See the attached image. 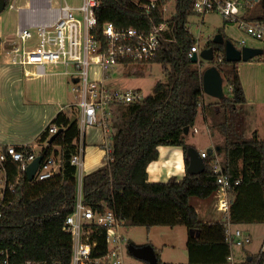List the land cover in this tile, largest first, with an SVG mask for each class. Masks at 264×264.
<instances>
[{"label": "trees", "instance_id": "16d2710c", "mask_svg": "<svg viewBox=\"0 0 264 264\" xmlns=\"http://www.w3.org/2000/svg\"><path fill=\"white\" fill-rule=\"evenodd\" d=\"M11 0H6L7 7ZM254 3V0H251ZM262 13L252 18L264 22V0H257ZM96 9L102 36L103 25L113 22L117 27H136L150 32L167 22L162 48L149 63L162 65L165 80L156 83L153 93L137 103L116 106L112 124V160L86 173L79 183L78 169L71 159L78 151L81 138L79 111H60L50 126L38 138L44 157L59 158L60 171L46 180H29L19 174L18 165L9 163L10 178L15 191L7 198L0 217V251L8 250L12 262H61L69 264L73 255V237L65 227L66 218L76 209L79 195L93 210H113L124 225L141 226L147 230L156 226H186L198 231L187 241L189 260L179 264H227L232 249L227 241L224 222L205 223L200 220L191 198L207 199L219 188L215 155L204 158L205 170L200 174L188 171L183 177L172 176L167 181L149 180L147 168L159 158V146H180L188 168L191 145L186 143L185 129L192 128L199 109L207 107L219 120V131L225 137L224 146L217 149L223 172L233 182L230 220L235 224L264 223V138L258 132L246 136L244 128L247 96L240 78L238 64L225 58V44L210 40L206 47H214L215 64L231 88L228 95L203 104L202 63L190 57L197 43L189 29L194 15V0H175V13L167 20L162 9L168 0L146 12L140 0H100ZM251 9V8H250ZM230 40L222 29L218 31ZM224 57V62L218 59ZM261 61L264 62V49ZM59 133L50 143V127ZM55 147L59 149L55 150ZM32 150V148H30ZM88 227V226H87ZM89 240L95 243L93 256L108 252L107 229L89 225ZM158 264L161 260L156 249ZM2 258V257H0ZM143 264H148L143 261ZM244 264H264V251L252 256Z\"/></svg>", "mask_w": 264, "mask_h": 264}, {"label": "built area", "instance_id": "2783aa9c", "mask_svg": "<svg viewBox=\"0 0 264 264\" xmlns=\"http://www.w3.org/2000/svg\"><path fill=\"white\" fill-rule=\"evenodd\" d=\"M162 0H140V7L149 12ZM170 1V0H168ZM49 9L56 13L53 23H40L34 26H21L20 36L23 39H32L37 36L40 45L37 48L24 50L19 54L17 63L23 66H32L33 76L41 77L47 73L50 65H62L64 74L72 79L73 92L76 96V107L79 110V124L81 138L78 151L73 155L71 163L81 172L84 164L85 146L82 136L87 128L98 127L105 135L104 148L106 162L112 160V124L113 112L116 106L132 104L142 101L146 94L138 88H110L106 82L112 71L120 65L130 63H149L162 48L164 32L168 30L167 22L154 27L150 32L139 30L136 27H117L113 22L103 25L102 36L95 29L98 26L96 9L101 6L100 0H82L79 7L67 2L61 6L53 7L51 0L47 1ZM251 0H194V13L206 15L216 12L231 22L237 23L247 35L254 39L264 38V22L249 21L244 17V7L251 8ZM240 44H246L242 39ZM197 42L190 52L200 53ZM224 62V57L218 59ZM98 67L100 78L93 68ZM93 71V72H92ZM59 131L58 127H50L51 135ZM197 130L195 129V132ZM32 148V150L30 149ZM34 144H2L0 143V217L7 204L8 196L15 191V184L10 178L9 163L18 165L19 174L26 173L28 166L41 154ZM201 156L206 158L209 152L202 151ZM215 172L218 173L219 188L216 196L219 209L223 214L226 226L227 241L231 249L235 246L243 247L252 241L249 233L234 226L230 220L232 199L231 187L239 184L233 182L226 175L216 154L213 161ZM60 171V162L52 155L44 157L34 180H46ZM89 225L107 229L108 252L105 255L93 256L95 243L89 240ZM88 226V227H87ZM124 222L117 214L106 209L104 212L93 210L82 202L79 195L75 211L65 221L64 229L72 234L73 255L69 264H125L124 262V236L121 228ZM264 251V245L262 248ZM0 264H19L12 262L8 250L0 251ZM20 264H63L61 262L49 263L46 261H27Z\"/></svg>", "mask_w": 264, "mask_h": 264}, {"label": "crops", "instance_id": "0c3cea01", "mask_svg": "<svg viewBox=\"0 0 264 264\" xmlns=\"http://www.w3.org/2000/svg\"><path fill=\"white\" fill-rule=\"evenodd\" d=\"M47 1L48 0H11L8 6L9 8L6 7V9L0 14V143L2 144L23 145L31 143L43 150V145L38 142L39 136L48 126H50L52 120L60 111L67 109L73 104V102L69 100L70 95L68 94L74 93L72 79L70 76L64 74V67L62 65H50L47 68L48 74L37 77L31 74L34 70L32 66H23L17 63V59L19 57L18 55L24 50L34 49L40 45V39L37 36H34L32 39H23L20 36L21 26L53 23L56 20V13L49 9ZM65 2L74 7H79L82 4V0H51L53 7L61 6ZM168 3L169 1L164 5V10ZM223 18L225 22H231L226 17ZM203 23H205V15L203 16ZM217 28L220 27H216V29ZM226 36L229 39L232 37L229 31L226 33ZM210 40L212 39H209L208 42ZM241 40L242 39H236L239 44ZM197 42L199 43V39H197ZM242 46L249 45H247V43L244 45L240 44L238 47ZM261 57L262 55L259 56V61L253 62L257 65L254 70L251 68L254 64L250 63H252L251 61L255 58L246 62L241 61L238 65L240 78L247 95V101H249L250 96L254 97L256 100H261V98L264 99V62L260 60ZM211 65L212 64H209L204 68H208ZM93 71L97 73V77L100 76L99 69H93ZM69 85H72V92H70ZM230 91L231 88L229 87V92ZM250 91L252 93H250ZM203 104H206L205 98ZM203 110L204 119L207 124H209V117L211 116L214 120H216L218 125L219 120L213 116L209 109L205 107ZM88 129H90V135L92 137H100V147L104 148L103 145L105 143V135L100 128L90 127L84 132L82 140L85 146V152L83 170L80 175L81 178L79 177L80 186L82 178L86 174L84 166L87 145L89 142ZM195 129L198 130L197 128ZM189 130L185 133H188ZM255 132H258L257 129ZM211 138L212 145L216 146L217 143L214 140L215 135L213 133ZM92 143L94 144V142ZM186 143L191 145V143L187 142V139ZM191 146L193 147V145ZM220 147L221 146L214 147L216 149H209V151L212 150V154L216 155V151ZM56 149L59 148L55 147V150ZM202 151H205V149L203 148L199 152L201 153ZM209 155L211 154L209 153ZM219 158L221 159L220 156ZM101 165H98V167ZM89 166L91 167V163ZM91 170L95 169H90L89 172H92ZM147 171L149 174V180L153 182L167 181L172 176L183 177L187 172L183 149L180 146L174 145L159 146V158L149 164ZM191 204L196 208L201 221L205 223L224 222L223 214L219 209L215 195L207 199L197 198L195 200H191ZM262 225H264V223L234 225L251 235L252 241L250 243L254 241L255 237H261L263 242L260 245V249L255 253L250 251L246 246H243L241 251L236 253L233 248L231 257L229 258V263L227 264H244L249 257L252 258L253 255L262 251L264 245V234H262L263 236L260 235L258 230V227ZM158 227L161 226H156L147 230L150 235V240L147 241L149 243H140L139 245L151 244L155 250H159L161 260L165 263H187L189 260V253L187 249L188 238L190 235H198L199 232L191 229L185 231V237H183L185 238V242L181 248L182 251L179 255H173L166 253L167 248L172 246L174 247L173 243L163 241L162 248L158 247L153 236V229ZM124 262L125 264H143V261L139 259L136 261L125 260V255Z\"/></svg>", "mask_w": 264, "mask_h": 264}, {"label": "rangeland", "instance_id": "374dc122", "mask_svg": "<svg viewBox=\"0 0 264 264\" xmlns=\"http://www.w3.org/2000/svg\"><path fill=\"white\" fill-rule=\"evenodd\" d=\"M76 1H80V0H76ZM134 1H139V0H134ZM162 9L164 10V8ZM174 11H175V0H170L167 6H165V10H164L165 17L167 20H169L173 16ZM261 13H262L261 5L257 0H254V4L252 5L251 9L244 7V10L242 11L244 17L249 21H254L252 20V18L260 15ZM216 27H220V28L216 29ZM189 29L190 32L193 34V36L199 39L201 50L207 46L209 39L212 40L214 39L215 35L218 34V31L220 29L223 30L225 35L228 31L229 33H231L232 37L230 39L236 46H240L239 42H237L236 39H245L247 45L258 49H264V38L254 39L250 37L249 35L246 34V32L242 28H240V26L237 23L225 22L224 18L216 12L213 13L208 12L205 15V23H203V15L194 13V15L190 17ZM216 60H217V56H215L214 62ZM257 61H259V56L258 58L256 57L253 61H251L252 63L250 64H254L251 67L252 70H254L257 66L256 63L253 62H257ZM200 62H202L203 69H205L204 67H207L209 64L214 63V62H208L203 58H200ZM93 69L98 70V67H95ZM165 79H166L165 73L162 68V65L158 63H153V64L130 63L126 65H120L119 67L115 68V70L112 71L111 77L110 79L107 80L106 84L110 88H140L143 91V93L148 95L153 93L154 86L156 85L157 82L164 81ZM69 86H70V92H72L71 91L72 85ZM224 93L225 95L229 94V87L226 83L224 84ZM250 93L252 92L250 91ZM68 94L70 95L69 100L73 102V104L68 108L72 109L75 112V114H77V111L79 110L75 105L76 96L74 93L72 94L68 93ZM205 99H206V104L215 100L214 97L207 94L205 96ZM244 112L246 115V124L244 128V133L246 134V136H252L257 129L260 138H264V99L261 98V100L259 99L256 100L254 97L250 96V99L249 101H247V105L245 106ZM195 128L198 129L196 132L194 131ZM212 133L215 135L214 140L217 143L216 146L212 145V140H211ZM185 136L187 142L191 143V145H193V147H195L198 151H201V149L204 148L207 152H209V149H216L214 147H219V146L222 147L225 144V137L218 130L216 120H214V118L210 116L209 124H207L206 120L204 119V110L202 107H200L199 109V114L197 116L195 125L192 128H190L188 133H185ZM88 141L91 143L94 142V144L92 143L93 144L92 145L91 143L88 142L87 145L86 160L84 166L85 173L89 172L90 169L99 168L100 166L98 167V165L101 164L104 165L106 162V151L104 148L100 147L99 145L101 141L100 137L98 136L92 137L90 135V129H88ZM39 150H41V148L37 147V151ZM57 159L59 160L58 157ZM89 162L91 163V167L89 166L90 165ZM195 199L197 198H191V200H195ZM258 230L260 235L264 234V225L259 226ZM185 231H188V228L183 225L182 226L180 225L175 228L161 226L156 229H153V236L159 248H162L163 241L173 243L174 247L172 246L167 248L166 251L167 254L179 255L180 252L182 251L181 248L185 242V238H183L185 237ZM121 233L124 236V249L126 250L124 254L125 260L136 261L137 259L131 256L127 251L128 245L130 243L136 245H139L140 243H149L147 241L150 240V235L147 229L141 226L124 225L121 228ZM262 242L263 240L261 237L260 238L255 237L252 243H248L245 246L250 251L255 253L260 249V245L262 244ZM241 248L242 247L235 246L234 247L235 253L241 251Z\"/></svg>", "mask_w": 264, "mask_h": 264}, {"label": "water", "instance_id": "95a60500", "mask_svg": "<svg viewBox=\"0 0 264 264\" xmlns=\"http://www.w3.org/2000/svg\"><path fill=\"white\" fill-rule=\"evenodd\" d=\"M7 3L6 0H0V14L6 9ZM216 44H225V58L228 62H241V61H250L263 54V49H258L251 46H236L231 40H226L221 33L215 35L212 40ZM215 50L214 47H205L200 51V53H194L191 57L192 61L195 63L200 62V58L208 62H214L215 59ZM203 88L204 92L207 95H210L214 98L224 97V77L219 71L218 67L215 64H212L208 68L204 69L203 72ZM189 128L185 129L187 132ZM57 133L52 135L49 142L51 143ZM212 154V150L209 151ZM190 157V164L187 168V171L191 174H200L205 170V161L201 156V153L194 147H190L188 150ZM45 153L40 154L37 158L28 166L27 176L29 180H34L35 174L44 159ZM129 253L135 258L145 261L148 264H158V257L156 254L155 248L151 244L136 245L130 243L128 245ZM252 258L249 257V261Z\"/></svg>", "mask_w": 264, "mask_h": 264}]
</instances>
